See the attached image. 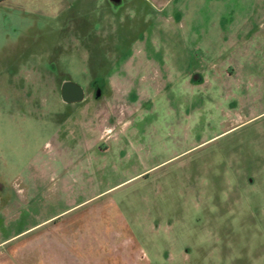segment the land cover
Here are the masks:
<instances>
[{
  "label": "rangeland",
  "instance_id": "1",
  "mask_svg": "<svg viewBox=\"0 0 264 264\" xmlns=\"http://www.w3.org/2000/svg\"><path fill=\"white\" fill-rule=\"evenodd\" d=\"M185 1L161 44L155 0H0V264H264V28L196 79L172 50L264 0ZM122 61L118 119L61 98Z\"/></svg>",
  "mask_w": 264,
  "mask_h": 264
},
{
  "label": "crops",
  "instance_id": "2",
  "mask_svg": "<svg viewBox=\"0 0 264 264\" xmlns=\"http://www.w3.org/2000/svg\"><path fill=\"white\" fill-rule=\"evenodd\" d=\"M115 2H118L120 0H113ZM157 2V17L156 19L160 22V25L154 26L153 24L147 27L146 34L148 37L151 38L157 34V37L161 38V44L164 42V36L166 34L165 31V22H180L182 21V18L184 17V10L182 8L183 5H186V1L183 0L182 2H175L174 7L171 12L166 11V8L169 6L170 2L169 0H155ZM261 4V3H260ZM260 4H257L254 12L261 11ZM186 17V22H190V24L193 22L192 18ZM176 19V21H174ZM188 19V20H187ZM211 19L208 23L210 24V27H215V22L219 23V30L214 31L213 33H206V34H199L189 30H185L182 32L177 31L176 32V39L175 35H172L175 40H173L174 43H176V49L172 48V50H176V53H189L188 57L186 58V62L182 64L184 65L183 69V75L190 77L191 79H196L198 77L197 72L207 69V66L213 65L214 62H210L208 57L212 55L214 45L218 43L225 45L226 47H232V48H240L245 43L244 40H242L244 34L251 33V31L264 28V11L258 14H251L248 13L246 15H240V16H227V15H219L215 18H209ZM185 20V19H184ZM208 21V20H207ZM255 23V24H253ZM150 30L152 31L150 33ZM156 33H155V32ZM264 36V32H263ZM203 38V39H202ZM236 38L235 41H231L230 39ZM205 39V40H204ZM150 41L152 48H154L155 41L154 39L148 40ZM147 41V42H148ZM149 43V42H148ZM192 49L185 50V49ZM155 50V49H154ZM127 52V51H126ZM217 52V51H216ZM194 53H198L193 55ZM223 53V52H218ZM229 53V52H228ZM201 56V58H199ZM128 60V59H127ZM147 63V62H146ZM146 65V64H145ZM179 66V67H182ZM143 67V63L139 62H128V61H122V62H116L112 65V67L109 68L106 74L102 77V83L103 87L101 90L98 91H89L86 95V97H82V93L79 92V87L75 85H71L70 87H67L62 85L61 88V98L63 101L69 102V100H73L75 97L79 100V96H81L80 102H78V110L82 111V114L85 115L87 118L91 117L89 114L91 113L96 119L98 117H102L104 119L105 125H106V119H118L124 112V108H126V105L120 106L118 109H115L114 103L112 102L117 101L118 98H124L125 101L129 100L130 97H132L133 93V87H134V71L139 70V68ZM178 67V68H179ZM197 77H196V76ZM147 80V79H146ZM133 81V83H131ZM77 89H74V88ZM78 90V91H77ZM142 92V91H141ZM137 95L140 94L138 91H134ZM109 107V111L102 110L104 107ZM103 107V108H101ZM107 107V108H108ZM91 108V109H89ZM83 109V110H82ZM102 110V111H101ZM80 111V112H81ZM70 117V116H69ZM68 117V119H69ZM86 118V119H87ZM98 118L97 120H99ZM89 120V119H88ZM94 122V121H93ZM99 123L102 125L101 120L98 121L97 125ZM100 130H97L98 138H100V135L103 132H109L110 128H107L104 126L103 131L101 130V127H98Z\"/></svg>",
  "mask_w": 264,
  "mask_h": 264
}]
</instances>
